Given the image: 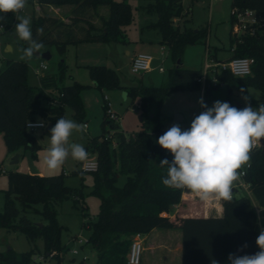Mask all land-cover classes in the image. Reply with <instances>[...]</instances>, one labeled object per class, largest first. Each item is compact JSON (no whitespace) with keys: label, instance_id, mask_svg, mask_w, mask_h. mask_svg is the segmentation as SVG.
I'll return each mask as SVG.
<instances>
[{"label":"trees","instance_id":"16d2710c","mask_svg":"<svg viewBox=\"0 0 264 264\" xmlns=\"http://www.w3.org/2000/svg\"><path fill=\"white\" fill-rule=\"evenodd\" d=\"M43 5H71L66 19L45 12L35 14L31 31L33 38L42 43H56L64 48L68 43L83 41L115 42L122 35V27L131 19L130 5L124 0H33ZM107 5L109 14L99 15V7ZM251 8L262 17L256 35L244 33L234 36L231 29L232 54L234 57H253L255 62L252 73L247 76H235L227 69H217L213 81L198 80L202 69L182 66L181 53L186 44L202 40L205 28L194 30L181 27L178 23L185 17L183 0H155L150 8L158 14L155 23L161 32V43L166 45L175 66L170 78L161 86H146L142 83L122 85L119 73L105 65H91V78L102 89L124 87L133 97H140L143 110L142 130L135 134H126L115 130V134L93 137L85 145L87 152H95L98 168L91 171L93 186L91 193L99 197L100 205L97 219L90 221V234L86 243L97 250L99 264H128V255L132 237L136 233L146 234L154 228H179L182 231V263L211 264L215 259L219 264H228L229 254L244 255L259 251L256 238L260 226H264V211L260 219L257 211L251 207L248 195L233 196L231 201H223L224 215L203 216L179 214L175 206L183 202L184 189L163 185L162 178L167 168L161 167V160L172 161L173 156L162 149L156 141L167 130L160 115V107L166 97L175 90L199 89L204 86L205 94L220 82L237 89L248 90L254 86L261 90L260 99H252L256 107L264 103V0H232V8ZM0 25L4 30L13 27L16 18L12 13L2 14ZM99 15L101 24L94 22ZM233 24V17L231 16ZM37 29H42L38 34ZM211 50L208 57L211 58ZM218 62V61H217ZM28 64L23 60L7 59L5 67L0 69V132L9 152L24 148L34 157L40 146L31 130L29 120H35L39 114L50 124L46 133L64 117L65 106L74 110V116L82 121L84 109L81 100L82 84L62 83L65 75V63L59 66L58 79L45 75L40 86L28 82ZM56 98L57 103L45 105L43 100ZM231 100V98H228ZM230 105L242 109V105ZM108 109V105L105 106ZM113 123V120H107ZM118 125V124H117ZM250 167L245 169L244 181L250 184L252 194L264 209V152L262 147H254L251 152ZM86 171H81L83 174ZM124 181L120 183V178ZM9 186L5 190L4 208L0 212V228L17 229L26 234L33 244L28 251L17 252L13 248L0 252V264H36L33 255L36 240H44V256L54 255L62 259L64 246L61 242L62 225L57 220L56 204L74 198H83L82 188L66 184L64 176L41 175L30 172L12 171L8 174ZM41 203V222L32 221L24 212L35 209ZM24 213V214H23ZM41 223V224H40ZM247 247H243V245ZM38 264V263H37ZM141 264V263H140Z\"/></svg>","mask_w":264,"mask_h":264},{"label":"rangeland","instance_id":"374dc122","mask_svg":"<svg viewBox=\"0 0 264 264\" xmlns=\"http://www.w3.org/2000/svg\"><path fill=\"white\" fill-rule=\"evenodd\" d=\"M130 5L131 19L123 25L122 35L115 42L105 41H83L78 43H68L64 48L56 43H43V54L35 56L26 61L29 67L28 82L30 85L40 86V79L45 75L54 76L59 80V66L62 61L65 63V75L63 84L69 85L74 82L83 85L81 89V100L83 103V119L78 121L74 116V110L65 106L64 117L70 118L81 125V131L74 133L72 141L82 143L85 147L90 138H103L104 135L115 134L111 128L108 109L116 115L113 123L119 125L120 130L126 134H135L143 128L142 115L143 110L138 106L141 104L140 97H133L128 94L124 87L112 89H102L91 78L89 67L91 65H105L115 69L121 79L122 85L142 83L146 86H161L166 84L170 78L171 69L176 62L169 48L161 43V32L155 25L158 20V14L150 8L155 0H124ZM40 6L39 4H37ZM185 17L178 21L181 27H192L194 30L205 28L207 35L197 42H191L185 45L180 59L182 66L192 69L205 70V63H215L224 61L232 54L231 50V29H232V0H221V8L218 9L217 0H183ZM70 5H63L62 10H67ZM71 11V10H70ZM99 11L102 15L109 14V7L101 5ZM51 13L56 16L66 15L67 12H59L54 8L41 6L38 8L33 0H27V6L21 13L30 17L31 24L35 14ZM97 24H101L99 15H94ZM18 23L16 20L15 25ZM14 25V26H15ZM14 26L0 31V69H3L7 59L20 60V49L27 47V42L16 37ZM42 43V42H41ZM164 47V52L162 51ZM211 50V58L208 57V50ZM138 53H148L154 57L151 69L134 74L130 69L131 60ZM49 54V57H43ZM41 62L47 65L46 69L40 67ZM164 71H160L159 67ZM39 68V71H37ZM216 67L209 70L208 81L217 83L214 79ZM243 95H249V102L252 107V99H260L262 92L254 86L248 87V90L241 93L234 86H229L225 82H220L212 87L205 94L204 86L199 89L175 90L171 92L160 107V115L164 121V128L168 130L173 124H179L182 130L190 127L191 121L199 115L204 109L201 108L198 100L203 98L204 102L211 107L217 100L229 102L234 105L246 106ZM228 98H231L229 100ZM110 102L108 109L105 106ZM45 105L49 101L43 100ZM44 121L45 127H37L31 130L36 141L40 145L33 157L34 166L41 175H59L64 176L67 185L82 188L83 198L75 200L74 198L65 199L56 204L57 220L62 225L61 242L64 250L61 252L62 259L56 256H44V240H36V251L33 255L36 264H99L97 250L91 248L87 243L90 230V221L97 219L100 199L91 193L93 186V175L91 172L82 171L84 161H96V153L88 152V158L83 161L73 160L69 157L66 162L58 169L49 170L43 162L45 150L49 147V134L45 129L48 122L39 114L35 116V121ZM24 148H19L14 152H9L4 140L3 133L0 132V212L4 208L5 190L9 186L8 174L12 171L30 172V165ZM124 177L120 178V183ZM235 196L248 195L243 188H237L234 191ZM251 198V207L256 212L261 208L254 195H248ZM35 209H29L24 212L32 221L41 222L42 204L34 205ZM23 213V214H24ZM262 219V210L259 212ZM83 242H79V239ZM33 247L30 239L17 229L8 230L0 228V252L13 248L17 252L28 251ZM76 250L77 252H74ZM88 251V254L85 251ZM145 251H142V258Z\"/></svg>","mask_w":264,"mask_h":264},{"label":"clouds","instance_id":"9594fccd","mask_svg":"<svg viewBox=\"0 0 264 264\" xmlns=\"http://www.w3.org/2000/svg\"><path fill=\"white\" fill-rule=\"evenodd\" d=\"M27 0H0V13H12L18 23L14 32L18 39L27 42L21 48L20 60H30L35 53H41L44 45L33 38L30 17L21 13ZM4 18L0 15V20ZM0 31H4L0 25ZM42 34V29H37ZM241 93L245 89L240 90ZM246 106L238 109L229 102L215 101L211 107L198 100L204 110L191 121L190 127L182 130L173 124L156 143L173 156L171 162L163 159L161 167L167 168L162 178L163 185L171 188L187 189L198 195L202 201L217 199L231 201L233 183L250 167L251 152L255 144L264 138V103L252 107L249 95H243ZM31 127H44L38 120ZM81 131V125L74 120L61 117L50 129L49 147L45 150L43 162L49 170L60 168L66 160L83 161L88 152L82 143L72 141L74 133ZM264 211V209H261ZM256 238L259 251L253 254H229L228 264H264V226H260ZM247 247V245H243ZM211 264H219L211 259Z\"/></svg>","mask_w":264,"mask_h":264},{"label":"built area","instance_id":"2783aa9c","mask_svg":"<svg viewBox=\"0 0 264 264\" xmlns=\"http://www.w3.org/2000/svg\"><path fill=\"white\" fill-rule=\"evenodd\" d=\"M218 3L221 2V0H217ZM232 17H233V24H232V33L234 36H240L244 33H249L251 35H256L257 30L259 28V25L261 24L262 17L259 16L254 9L246 8V9H239L238 7L232 8ZM162 51L164 52V47H162ZM154 57L148 53H138L134 55V57L131 60L130 69L132 73L139 74L143 73L152 67ZM255 62V59L253 57H234L227 61H218L215 63L206 62L205 63V70L203 71V74L201 77L198 78L199 81L202 83L205 82V79L207 77V74L209 73V70L214 66L217 69H227L229 70L233 75L235 76H247L252 73V66ZM40 67L43 69L47 68V65L44 62H41ZM160 71H164V68L161 66L159 67ZM37 71H39V68H37ZM58 100L56 98H53L49 101V103H57ZM110 106V102L108 101V107ZM140 108V105L138 106ZM110 120L115 121L116 115L113 111L108 109ZM31 124H36L37 121L35 120H29L27 122ZM46 126V123H45ZM44 126V127H45ZM28 127V126H27ZM37 127H31L28 129L32 130ZM254 147H262L260 144V141L255 144ZM98 168V162L96 161H84L82 163V170L83 171H95ZM243 176H240L238 180L234 181L233 187V196L234 191L237 190V188H243L247 191L248 195L252 193L250 189V184L244 181ZM262 208V207H261ZM263 209V208H262ZM257 213L261 211L260 208L256 209ZM79 242H83V239H79ZM144 249L143 246V234L136 233L132 237V244L128 255V264H140L142 259V251ZM74 252H77L74 250Z\"/></svg>","mask_w":264,"mask_h":264},{"label":"crops","instance_id":"0c3cea01","mask_svg":"<svg viewBox=\"0 0 264 264\" xmlns=\"http://www.w3.org/2000/svg\"><path fill=\"white\" fill-rule=\"evenodd\" d=\"M221 3V2H220ZM218 3V5H220ZM217 5V7H218ZM38 8L41 7L36 4ZM54 8L59 12H67L59 17L66 19L72 7L62 10L61 6L43 5ZM71 6V5H70ZM99 15H102L99 11ZM104 16V15H103ZM96 23V21L94 20ZM97 24V23H96ZM99 25V24H97ZM183 202L175 206L174 212L179 214H195L203 216L224 215L223 200L210 199L202 201L197 194L184 189L182 192ZM144 256L141 264H181L182 263V231L179 228H154L143 234Z\"/></svg>","mask_w":264,"mask_h":264},{"label":"water","instance_id":"95a60500","mask_svg":"<svg viewBox=\"0 0 264 264\" xmlns=\"http://www.w3.org/2000/svg\"><path fill=\"white\" fill-rule=\"evenodd\" d=\"M221 8V3L220 5H218V9ZM38 56H41L40 53H36ZM43 57H49V54H44ZM140 119L142 120L143 119V115H140ZM50 127V124L47 125L46 129H48ZM119 125H117L116 123H111V128L116 130L118 129ZM260 144L262 146V150L264 152V138L261 139L260 141ZM26 156L28 158V162H29V165H30V173L32 174H37L38 173V169L34 166V163H33V158L31 156V154L29 152L26 153ZM41 224V223H40ZM86 254H88V251L86 250L85 251Z\"/></svg>","mask_w":264,"mask_h":264}]
</instances>
